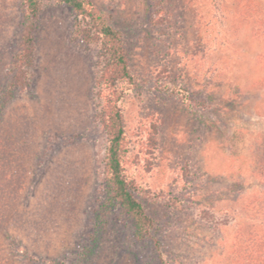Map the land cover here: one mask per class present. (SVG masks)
<instances>
[{
	"label": "rangeland",
	"instance_id": "obj_1",
	"mask_svg": "<svg viewBox=\"0 0 264 264\" xmlns=\"http://www.w3.org/2000/svg\"><path fill=\"white\" fill-rule=\"evenodd\" d=\"M93 2L123 33L126 166L154 227L140 237L118 205L101 216V38L41 0L7 101L21 0H0V264H264V0Z\"/></svg>",
	"mask_w": 264,
	"mask_h": 264
},
{
	"label": "trees",
	"instance_id": "obj_2",
	"mask_svg": "<svg viewBox=\"0 0 264 264\" xmlns=\"http://www.w3.org/2000/svg\"><path fill=\"white\" fill-rule=\"evenodd\" d=\"M61 1L70 6L81 18V22H84L90 29L88 31L101 38L107 59L104 66L103 93L105 103L97 115L105 129L108 141L103 177L106 198L101 205V216L105 218L108 205H118L123 214L133 222L138 235L145 237V235L150 234L154 227V219L148 214L143 202L135 194L136 191H141L140 186L127 172L129 141L126 134L124 113L118 105L121 96L118 93V88H116L120 80L128 82L134 80L129 66L123 33L110 23L105 13L96 6L93 0ZM20 11L22 34L11 62L9 81L3 90L7 101L13 97L17 89L26 85V68L32 63L41 0H21ZM157 246L159 247L158 241ZM256 251L254 244L250 242V247L246 248L245 254L247 253L246 255L251 258L256 255Z\"/></svg>",
	"mask_w": 264,
	"mask_h": 264
}]
</instances>
